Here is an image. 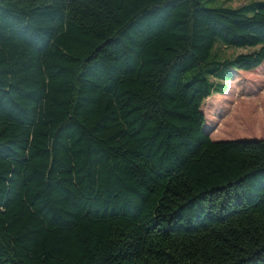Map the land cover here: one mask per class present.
Instances as JSON below:
<instances>
[{
  "label": "trees",
  "instance_id": "16d2710c",
  "mask_svg": "<svg viewBox=\"0 0 264 264\" xmlns=\"http://www.w3.org/2000/svg\"><path fill=\"white\" fill-rule=\"evenodd\" d=\"M263 61L264 1L0 0V264H264V138L200 108Z\"/></svg>",
  "mask_w": 264,
  "mask_h": 264
},
{
  "label": "rangeland",
  "instance_id": "374dc122",
  "mask_svg": "<svg viewBox=\"0 0 264 264\" xmlns=\"http://www.w3.org/2000/svg\"><path fill=\"white\" fill-rule=\"evenodd\" d=\"M252 1L213 0L214 5L237 7ZM221 57H231L252 48H233L217 44ZM203 129L213 140L264 138V61L251 70L234 69L224 93H212L204 99Z\"/></svg>",
  "mask_w": 264,
  "mask_h": 264
}]
</instances>
